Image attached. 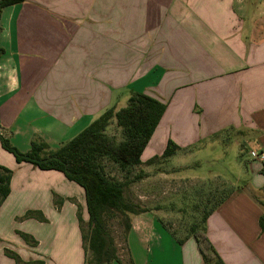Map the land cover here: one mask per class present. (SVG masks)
<instances>
[{"label": "crops", "instance_id": "1", "mask_svg": "<svg viewBox=\"0 0 264 264\" xmlns=\"http://www.w3.org/2000/svg\"><path fill=\"white\" fill-rule=\"evenodd\" d=\"M0 28V133L14 146L27 152L43 141L56 150L108 109L149 94L167 109L147 148L171 140L179 154L221 140L247 154L248 188L204 229L223 264H264V162L253 156L264 151V0H25L2 10ZM0 165L13 171L0 206V233L11 230L0 236V264H18L7 251L23 263L88 264L84 190L58 171ZM29 210L46 221L8 222ZM167 233L149 215L134 218L129 235L150 244L142 264H165V239L173 264H204L192 236Z\"/></svg>", "mask_w": 264, "mask_h": 264}, {"label": "trees", "instance_id": "2", "mask_svg": "<svg viewBox=\"0 0 264 264\" xmlns=\"http://www.w3.org/2000/svg\"><path fill=\"white\" fill-rule=\"evenodd\" d=\"M24 1L0 0V16L4 8ZM4 54L5 50L0 48V58ZM166 109L167 104L161 100L146 93H135L129 98L126 107L118 111L114 108L108 109L77 136L56 150H51L43 141H34L29 151L22 152L11 143L10 139L0 133L2 148L11 153L18 164L28 163L42 171L61 172L68 181L84 190L88 214L87 232L84 231V220L80 209L78 219L88 264L121 263L109 221L121 216L127 237L132 227L131 216L147 212L125 197L126 189L145 177V173L140 171L135 177L130 178L128 176L131 175V170L143 165L151 166L159 160L170 159L180 151V148L169 140L161 156H155L146 162L142 160V155ZM113 122L121 129L120 141L107 134ZM105 160L116 164L126 172L125 180L110 177L105 170ZM12 175V170L0 165V204L10 194ZM234 191L226 192L204 212L202 227L199 224H194L192 227L189 236L195 239L204 264H223L205 234L204 224ZM37 215L41 222L46 221L42 213L37 212ZM260 225L264 229V217L260 218ZM22 236L29 243L37 244L28 234L22 233ZM6 253L14 257L18 264H42L41 262L23 263L17 255L8 251Z\"/></svg>", "mask_w": 264, "mask_h": 264}, {"label": "rangeland", "instance_id": "3", "mask_svg": "<svg viewBox=\"0 0 264 264\" xmlns=\"http://www.w3.org/2000/svg\"><path fill=\"white\" fill-rule=\"evenodd\" d=\"M107 134L115 137L118 141L122 139L121 129L117 127L115 122L110 125ZM164 142L163 146L167 143ZM166 146L162 147L154 140L142 155V160L147 161L160 155ZM9 159L15 158L11 153L5 151L0 144V161L7 162ZM248 159L247 154H240V148H237L234 141L226 144L220 140L215 144L204 142L170 159L159 160L151 166L143 165L133 168L128 177L133 178L140 171L145 173V177L143 180L130 185L125 191V197L147 212L131 216V223L136 216L144 215L146 217L149 215V220H154L158 226L165 229L169 237L178 235L179 238H184L190 235L194 224L202 225L204 212L212 207L215 200L220 199L221 196L231 190H240L243 186L248 188L250 181L245 178L248 175L245 172V163ZM104 165L110 177L125 180L126 172H123L116 164L105 160ZM4 201L0 206L3 205ZM20 214L21 216L17 217L15 212L13 215L16 216L12 217L11 215L8 222L16 220L17 223H20L29 219L41 222L35 210ZM108 224L121 259V263L115 262L113 264H130L128 260H125L129 254V249L137 259L138 264L148 261L149 242L143 248L134 234H131V237L128 233L126 237L121 216L112 218ZM84 228V231L87 232V221L84 222ZM15 230L22 241L33 248L37 247V244L29 243L22 236L20 227L16 226ZM2 235L10 236L11 230L5 228L4 232L0 233V236ZM4 240L8 241L6 238ZM166 243H169L168 239H165L163 246L167 258L165 264H173L172 249ZM153 258L150 259L152 264ZM69 261L73 264L80 263V259L76 257H72Z\"/></svg>", "mask_w": 264, "mask_h": 264}, {"label": "built area", "instance_id": "4", "mask_svg": "<svg viewBox=\"0 0 264 264\" xmlns=\"http://www.w3.org/2000/svg\"><path fill=\"white\" fill-rule=\"evenodd\" d=\"M253 156H254L257 160H259V161H261V162H264V151L255 152V153H253Z\"/></svg>", "mask_w": 264, "mask_h": 264}]
</instances>
